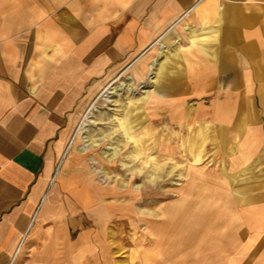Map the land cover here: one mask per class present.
Here are the masks:
<instances>
[{
    "label": "crops",
    "instance_id": "1",
    "mask_svg": "<svg viewBox=\"0 0 264 264\" xmlns=\"http://www.w3.org/2000/svg\"><path fill=\"white\" fill-rule=\"evenodd\" d=\"M146 65L169 161L212 164L132 264H264V0H0V264H122L119 191L65 181L57 160L86 100ZM68 214L87 223L74 238Z\"/></svg>",
    "mask_w": 264,
    "mask_h": 264
},
{
    "label": "rangeland",
    "instance_id": "2",
    "mask_svg": "<svg viewBox=\"0 0 264 264\" xmlns=\"http://www.w3.org/2000/svg\"><path fill=\"white\" fill-rule=\"evenodd\" d=\"M151 67L146 65V71L142 72L145 79H140L133 66L109 77L98 93L86 100L77 125L57 160L59 173L65 181L75 178L87 180L88 177L94 187H110L119 191V201L126 206L125 227L121 226L120 234L115 232L114 241L109 243L122 264H132L139 259L138 256L152 249L155 242L150 236L151 223L160 224L166 216L162 207L180 199L181 188L190 180L188 171L212 164L193 161L185 152L179 160L169 161L172 157L166 154L172 149L162 146L166 130L153 128L150 124L151 78L147 87H143V81L150 77ZM135 140L139 149L133 153ZM263 165L259 163L258 169L262 170ZM251 180L260 179L254 177ZM61 185L63 188L57 192L60 203L69 194L68 182ZM61 217L71 238L87 226L81 214ZM168 244L175 253L182 249H189L192 253L199 245L197 242L180 241Z\"/></svg>",
    "mask_w": 264,
    "mask_h": 264
},
{
    "label": "bare ground",
    "instance_id": "3",
    "mask_svg": "<svg viewBox=\"0 0 264 264\" xmlns=\"http://www.w3.org/2000/svg\"><path fill=\"white\" fill-rule=\"evenodd\" d=\"M163 46V45H162ZM161 51V50H160ZM152 65V64H151ZM150 77H148V79L147 80H144L143 81V87H147V85H148V81L150 80L149 78H151V75H149ZM151 81V80H150ZM149 91H151V90H149ZM108 135V134H107ZM109 136V135H108ZM138 146H137V144H136V140H135V142L132 144V152L134 153V152H137L138 151ZM115 150V153L116 154H118V149H114ZM95 169H97V168H94L93 170H95ZM98 172H100V170H98ZM100 174H102V173H100Z\"/></svg>",
    "mask_w": 264,
    "mask_h": 264
}]
</instances>
